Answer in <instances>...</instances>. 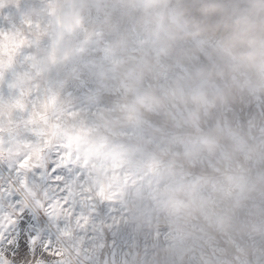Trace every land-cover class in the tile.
I'll list each match as a JSON object with an SVG mask.
<instances>
[{"label":"clouds","instance_id":"9594fccd","mask_svg":"<svg viewBox=\"0 0 264 264\" xmlns=\"http://www.w3.org/2000/svg\"><path fill=\"white\" fill-rule=\"evenodd\" d=\"M81 19L80 103L0 127V264H264V0H92Z\"/></svg>","mask_w":264,"mask_h":264},{"label":"rangeland","instance_id":"374dc122","mask_svg":"<svg viewBox=\"0 0 264 264\" xmlns=\"http://www.w3.org/2000/svg\"><path fill=\"white\" fill-rule=\"evenodd\" d=\"M91 2L0 0V127L21 108L17 100L28 107L42 100L51 108L80 103L69 85L93 54L91 30L81 19ZM81 251L79 264H97L93 249ZM112 262L109 252L100 264Z\"/></svg>","mask_w":264,"mask_h":264},{"label":"snow or ice","instance_id":"6c2138e0","mask_svg":"<svg viewBox=\"0 0 264 264\" xmlns=\"http://www.w3.org/2000/svg\"><path fill=\"white\" fill-rule=\"evenodd\" d=\"M17 104L20 106V107H24V105H20L19 104V100H17ZM60 167L61 165H58L57 162H53L49 168H48V173L51 174V177L57 181V182H61L63 180V177L62 175H60ZM16 236H17V240L14 244H9L8 247L11 249L13 247H17L19 248L21 245H20V236H19V233H16ZM25 243L28 245V252L29 254L31 255H35L37 249H39L40 251H43V248L40 244H37L35 248H33L31 246V241H32V235L31 234H28L26 233L25 234ZM6 241L3 240V238H0V244H3L5 243Z\"/></svg>","mask_w":264,"mask_h":264}]
</instances>
